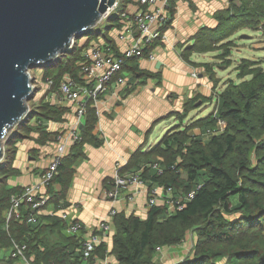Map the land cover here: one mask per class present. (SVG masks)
<instances>
[{"label":"trees","instance_id":"16d2710c","mask_svg":"<svg viewBox=\"0 0 264 264\" xmlns=\"http://www.w3.org/2000/svg\"><path fill=\"white\" fill-rule=\"evenodd\" d=\"M117 1L114 8L118 10L117 15L112 16L113 9L100 23L75 37L67 51L40 66L43 77L52 80L51 91L57 89L65 74L80 82L81 53L93 45L97 36L102 35L107 49L116 52L112 40L106 36L111 24L97 27L105 20L117 22L120 12L131 0ZM173 14L171 2L168 25ZM213 17L216 25L200 28L192 37L193 44L184 52L187 56L218 51L216 58L222 64L219 65L227 67L231 64L234 41L230 38L234 34L245 28L252 31L260 28L264 32V0H229L228 5L216 11ZM81 38H85L83 43ZM136 62V58L126 59L121 71H128L133 78L157 76L142 71ZM202 65L215 88L217 80L213 68L207 63ZM235 70L239 81L228 80L218 93L216 113L212 110L206 117L182 129L174 127L145 155L148 163L141 177L149 186L171 187L173 197L185 196L199 184L201 187L180 210L168 212L161 198L149 208L145 219L116 213L110 225V248L103 241L88 261L82 257L80 237L67 233L66 223L58 216H37L35 222H28L26 218L33 211L24 202L20 206L21 223L13 216L6 219L11 198L22 192V188L10 185L8 180L17 174L11 166L16 143L33 140L34 134L39 136L35 139L37 145L51 140L52 134L46 129V123L63 122L67 112L66 107L42 99L35 105L28 104L26 116L3 143L0 264H18L9 255L12 241L25 246V257L32 264H90L94 258L105 259L107 255H112L116 264H159L155 258L156 249L176 246L189 234L193 236L191 252L176 264H264V66L261 61L242 58ZM195 102L196 97L184 104L183 111L177 115L180 121L194 109ZM31 118L41 124L30 126ZM217 119L225 122L222 131L216 127ZM96 120L95 107L89 102L79 127L81 140L76 141L62 158L46 189L51 195L47 205L56 206L65 198L83 144L96 141L92 134ZM193 128L206 129L211 135L203 141L191 133ZM153 163L159 164L160 174L151 168ZM232 195L237 197L235 204L229 200ZM235 214L240 216L235 217Z\"/></svg>","mask_w":264,"mask_h":264},{"label":"crops","instance_id":"0c3cea01","mask_svg":"<svg viewBox=\"0 0 264 264\" xmlns=\"http://www.w3.org/2000/svg\"><path fill=\"white\" fill-rule=\"evenodd\" d=\"M171 2L174 14L170 24L162 29L163 40L156 42L152 58L144 56L136 62L139 69L157 76L133 78L128 71L122 70L112 77L106 92L100 95V101L95 107L97 120L92 134L96 141L83 144L82 155L77 157L73 166L74 172L65 198L56 206L46 205L42 215L39 216H50V213H56L58 208H62L67 213L68 219L76 220L86 232H89L102 220H109L111 223L109 213L112 209L115 210V214L121 212L145 219L149 210L146 195V189L149 187L157 188L158 201L162 198L163 189L157 184L149 186L145 180L143 186L119 190L114 200L107 198L106 192L112 188L111 180L116 170L121 175H125L144 169L148 163L145 155L167 132L174 127L182 129L210 114L216 103L211 111L203 112V109L207 104L214 103V99H217L214 96L218 95L228 80H232L226 78L223 81L216 72L227 71L219 65L220 59L216 58L218 51L191 53L187 56L184 52L193 44L192 37L200 28H212L216 25L213 14L225 8L229 0ZM109 24L112 27L106 30V36L112 40L117 51H122L126 46L125 39H128L127 36L124 37L125 28L118 21ZM230 39L234 40L233 36ZM102 44H106V40L99 35L93 41V45ZM234 46L235 42L232 49ZM208 55V60H205L204 57ZM257 60L260 61V59L253 61ZM205 63L213 68L214 79L217 80L215 88L202 65ZM237 65L233 67L235 74ZM123 79L126 82L124 85L120 83ZM39 87V97L42 101L66 107L67 112L64 114L63 122L46 123V129L52 134L51 140L37 145L35 139L39 136L34 134L33 140L25 139L16 143L11 166L17 170V174L8 180L10 185L20 188L39 183L49 157L60 142L58 139L60 136L65 139L64 156L75 143L68 140L69 131L75 123L73 108L61 102L56 89L51 91L43 83L39 84ZM194 97H196L194 109L180 121L177 115L183 111L184 104ZM175 120L178 121L177 124L172 123ZM80 121L82 124L84 116ZM39 124L41 123L34 118L29 121L30 126ZM160 124L162 128L158 131L157 127ZM79 127H75L74 130L81 140ZM191 133L203 141L211 135L210 131L200 128H193ZM94 142L98 143L95 145ZM41 191L42 189L39 190ZM77 235L82 237V233ZM110 235L109 231L103 239L109 248ZM192 246L193 236L189 234L182 243L157 250L155 258L159 264H176L190 254ZM106 262L116 264L112 255H107ZM90 264H102V262Z\"/></svg>","mask_w":264,"mask_h":264},{"label":"built area","instance_id":"2783aa9c","mask_svg":"<svg viewBox=\"0 0 264 264\" xmlns=\"http://www.w3.org/2000/svg\"><path fill=\"white\" fill-rule=\"evenodd\" d=\"M169 2L170 0H135L127 3L118 17L119 24L124 26L126 31L124 37H128V39H125L126 46L124 49L122 51L116 50L115 52L107 49V45L105 44L101 46L90 45L81 53L82 58L79 63L80 82H76L68 74L63 76L56 91L61 102L73 108L75 123L69 131V141L76 142L80 140L74 129L81 125L80 120L85 115L87 104L92 102V105L96 107L97 103L100 101V95L106 92L112 77L121 71L124 61L131 58L140 59L144 56L147 58L153 57L155 46L150 50L146 49L164 38L161 33L162 29L166 27L169 22ZM117 3L118 1L116 0L113 8L108 10L103 17L116 8ZM262 37L264 39V32ZM33 76L34 79H37L38 76L39 80L48 89L52 86V80L48 77H43L41 69L38 74H33ZM120 83L124 85L126 82L123 79ZM216 97L217 95H215V98ZM216 108L215 105L213 113H216ZM216 127L222 131L225 127V122L221 119H217ZM58 139L60 142L57 143L55 150L49 157L48 164L40 176L39 183L21 187V194L11 198L10 207L6 215L7 220L13 216L19 220V223L22 222L23 217L20 214V206L24 202L29 204L31 211H33V213H30L26 218L28 222L33 223L36 221L37 216L42 215V210L46 207L51 197V195L46 192V189L50 183H52V179L65 154V139L63 136H60ZM151 168L154 169L157 174L161 173V168L157 163H153ZM142 171L143 169L121 175L116 170L111 180L112 188L106 192V197L114 200L118 191L121 189H129L132 186H143L144 180L141 177ZM200 187L201 184L197 185L187 195L178 197H173L171 195V187L162 188V199L167 207V211L173 212L182 209L185 205V201L192 198L195 191ZM40 189H42L41 192H39ZM146 195L147 207L151 208L158 201L157 188H147ZM55 214L66 223L67 233H82V237L80 238V249L82 257L86 261L91 258L95 248L103 242L104 237H106L111 230V223L109 220L100 221L93 230L86 232L79 222L68 219L67 213L62 208H58L56 213H50V216ZM114 216L115 210L112 209L109 213V218L112 220ZM157 250H159V248H157L156 251ZM9 255L10 258L16 260L18 264H32L31 261L25 257V246L14 241L11 243ZM98 261L102 262V264H110L106 262V258H94L92 263Z\"/></svg>","mask_w":264,"mask_h":264},{"label":"water","instance_id":"95a60500","mask_svg":"<svg viewBox=\"0 0 264 264\" xmlns=\"http://www.w3.org/2000/svg\"><path fill=\"white\" fill-rule=\"evenodd\" d=\"M115 1L0 0V160L6 136L28 112V70L67 51Z\"/></svg>","mask_w":264,"mask_h":264},{"label":"rangeland","instance_id":"374dc122","mask_svg":"<svg viewBox=\"0 0 264 264\" xmlns=\"http://www.w3.org/2000/svg\"><path fill=\"white\" fill-rule=\"evenodd\" d=\"M117 14H118V10L114 9L112 11V16L114 17ZM101 20L99 22H97V24L100 23ZM108 24H109V22L107 20L102 21V23L97 28H104ZM234 35H233V39H234L233 41L235 42V46H234V49H232V53H231L232 64L228 68H225L224 66H222V69H225L227 71H222V72L221 71H216L218 73V75L222 77L223 81L226 80V78H231L232 80H234V82H236L235 71L233 70V67L239 63L240 58H247V59H252V60L260 59L261 65L264 66V46H263L264 45V39L262 37L263 36V31L261 32L260 28H259V31L258 30L257 31H252V30H250L248 28H245V29L239 30ZM244 35L248 36V37H242ZM84 39L85 38H81L80 39L81 43H83ZM208 58H209V55L204 57L205 60H208ZM220 65H222V64H220ZM40 69H41L40 67H35V68H32V69L28 70V72L30 73V79H31V82H32V84H31L32 85V91L30 93V95H31L30 98H29L30 100L27 101V105L28 104H34L35 105V104H37L40 101V98H41V97H39L40 91H38V90L40 89L39 84L41 85L42 82L39 80L38 76H37V79H34V76H33V74L34 75L38 74ZM213 102L214 103H212V104H207L206 107L203 109V112H208V110L211 111L213 105L217 102L216 99H214ZM28 109H29V105H28ZM172 123L177 124L178 121L175 120ZM162 124H165V123H162ZM162 124H160L157 127L158 131L162 128ZM15 127H13V129ZM8 136H9V134L6 136V138ZM229 200H230V202L232 204H235L237 202V197L232 195V196H230ZM239 216H240V214H235V217H239Z\"/></svg>","mask_w":264,"mask_h":264},{"label":"bare ground","instance_id":"6f19581e","mask_svg":"<svg viewBox=\"0 0 264 264\" xmlns=\"http://www.w3.org/2000/svg\"><path fill=\"white\" fill-rule=\"evenodd\" d=\"M173 20V19H172Z\"/></svg>","mask_w":264,"mask_h":264}]
</instances>
